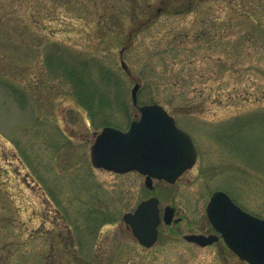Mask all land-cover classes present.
<instances>
[{
    "label": "rangeland",
    "instance_id": "1",
    "mask_svg": "<svg viewBox=\"0 0 264 264\" xmlns=\"http://www.w3.org/2000/svg\"><path fill=\"white\" fill-rule=\"evenodd\" d=\"M153 102L192 167L152 189L93 167L95 134ZM216 189L264 218V0H0V264H247L183 238ZM151 195L183 220L144 248L122 214Z\"/></svg>",
    "mask_w": 264,
    "mask_h": 264
},
{
    "label": "water",
    "instance_id": "2",
    "mask_svg": "<svg viewBox=\"0 0 264 264\" xmlns=\"http://www.w3.org/2000/svg\"><path fill=\"white\" fill-rule=\"evenodd\" d=\"M120 64L130 75L123 59ZM139 86L135 82L130 91L133 105H137ZM138 110L139 117L133 119L126 129L110 125L102 127L90 146L91 164L117 173L135 170L145 175L144 182L149 188H152L153 178L173 183L194 164L197 156L195 145L162 105L145 103L139 105ZM173 212V207L165 206V223H170ZM206 213L227 245L240 258L251 264H264L263 218L241 209L222 190L213 192ZM122 218L140 244L150 246L157 239L160 216L155 196L142 200L133 212L124 213ZM184 238L205 245L216 236L191 233L185 234Z\"/></svg>",
    "mask_w": 264,
    "mask_h": 264
},
{
    "label": "flooded vegetation",
    "instance_id": "3",
    "mask_svg": "<svg viewBox=\"0 0 264 264\" xmlns=\"http://www.w3.org/2000/svg\"><path fill=\"white\" fill-rule=\"evenodd\" d=\"M176 216L179 217L180 221L183 220V217L182 216H179L178 215V209H176V213H175ZM208 220V219H207ZM179 221V222H180ZM209 222V221H208ZM204 230H200V231H197L195 233H202V234H213L214 236H216L215 239H213L210 243H207L205 245H201V244H197L195 242H192V241H187L188 243H191L197 247H201V248H206V247H211V246H214L215 244L217 243H221L227 250H229L230 252H232V254L237 257L240 261H243V262H246L247 264H250L248 263L246 260L244 259H241L227 244L226 242L224 241V239L222 238V236L220 235V233L213 227V225L209 222V225H208V228H203Z\"/></svg>",
    "mask_w": 264,
    "mask_h": 264
},
{
    "label": "trees",
    "instance_id": "4",
    "mask_svg": "<svg viewBox=\"0 0 264 264\" xmlns=\"http://www.w3.org/2000/svg\"><path fill=\"white\" fill-rule=\"evenodd\" d=\"M51 62H49L50 66L54 68V66L58 65L59 67H61L62 63L59 62L58 59H55L54 55L51 54ZM77 82L81 84V86L79 87L80 89L84 88L85 85V82H83L82 78L80 79L79 77H77ZM84 84V85H82ZM82 98H84V96L81 95ZM82 100V99H81Z\"/></svg>",
    "mask_w": 264,
    "mask_h": 264
}]
</instances>
